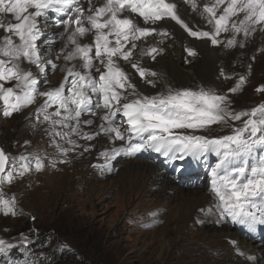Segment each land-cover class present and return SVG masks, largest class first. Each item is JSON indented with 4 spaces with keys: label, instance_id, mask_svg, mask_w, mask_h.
I'll list each match as a JSON object with an SVG mask.
<instances>
[{
    "label": "snow or ice",
    "instance_id": "obj_1",
    "mask_svg": "<svg viewBox=\"0 0 264 264\" xmlns=\"http://www.w3.org/2000/svg\"><path fill=\"white\" fill-rule=\"evenodd\" d=\"M183 3L194 12L199 9L207 30L190 27L181 18L176 0H87L86 8L80 0H0V116L12 117L43 97L32 115L48 125L50 144L61 156L82 147L73 136L86 141L107 137L112 146L98 157L105 163L93 165L102 172L112 170V161L118 157L134 158L144 151L170 161H201L214 155L217 162L207 171L209 192L219 213L217 222L254 230L264 225V102L235 111L227 94L203 86L169 87L145 95L124 65H131L142 81L156 86L155 80L146 77L159 74L141 64L144 57L156 60L164 52L160 45L171 32L155 27L160 21H174L189 37L212 47L243 48L250 35L264 32V0H209L202 6L198 0ZM49 20L51 27L63 28L58 33L63 47L50 53L41 48ZM223 33H231L226 43L219 39ZM185 51L189 57L198 55L193 47ZM61 58L63 65L57 63ZM57 70L64 73L59 86L42 91V84L51 83L49 73ZM221 75L230 78L223 69ZM245 83L246 77L240 76L228 92L237 93ZM256 90L264 92V86ZM213 125L230 127L231 132L197 134L211 131ZM83 147L87 152L94 145ZM30 164L28 156L13 157L0 148V212L4 216L18 214L17 200L7 196L5 186L29 172ZM42 167L35 157V169ZM21 235L20 244L27 250L30 241ZM17 247L0 238V255L7 256Z\"/></svg>",
    "mask_w": 264,
    "mask_h": 264
},
{
    "label": "rangeland",
    "instance_id": "obj_2",
    "mask_svg": "<svg viewBox=\"0 0 264 264\" xmlns=\"http://www.w3.org/2000/svg\"><path fill=\"white\" fill-rule=\"evenodd\" d=\"M84 4L87 5V1H84ZM48 24L46 39L42 42L41 48L50 53L53 49L59 50L63 47V41L58 39V33L63 30L53 31L60 28H53L50 23ZM0 35H3L2 30ZM230 36L231 33H223L219 39L226 43ZM189 39L193 40L191 37ZM244 43L243 48H225L223 44L218 47L210 46L215 57L212 59L200 53L196 57L187 56L185 48L190 46L185 45L181 49L182 58L178 62L168 55L164 60L158 58L149 61L146 68L159 75L146 79L155 80V87L142 81L134 69L133 78L136 83H140L141 92L145 95H156L169 87L196 89L203 86L214 89L218 94H227L235 111L250 110L264 102V92L256 90L264 86V32L257 30ZM186 59L189 62H185ZM57 63L63 65L64 61L61 58ZM221 69L230 77L229 79L221 75ZM32 70L36 72L35 68ZM63 76L64 73L59 70L50 72L48 79L51 83L42 84L41 90L59 86ZM240 76L246 77V83L237 93H229L228 90L235 86ZM41 103L43 97L12 117L0 116V147L10 156L19 157L24 154L31 160L30 171L23 177H17L11 186L6 185L4 189L8 197L15 196L18 214L4 216L0 212V238L19 247L13 248L7 256L0 255V264H26V261L32 264H228L226 256L230 252L236 255L235 264H242L244 261L248 264L260 262L254 255L249 259L241 255L242 252L239 250H233L237 241L233 243L232 237L224 239L213 235L214 230H231L239 239L261 245L264 252V242L260 243V237L264 235V225H258L257 232H251V236L244 228L240 230L237 225L223 221L206 224L194 219V223L188 222L186 225L192 230L188 231L182 227L184 231L182 233L172 224L166 229L160 226V217L177 202L174 193L163 192L167 187L166 180L174 181L173 186L183 187L187 192L206 189L210 201L206 212L216 214L218 220L216 202L209 192L210 178L207 171L217 162L214 155H209L201 161L186 158L168 162L162 159V155L153 151L141 152L134 158L118 157L112 162L116 164L119 161H133L131 162L133 164L151 165L166 175L162 182L156 183L157 187L152 191L148 185L149 177L142 176V180L148 185L146 190L149 196L124 207L122 199L117 204L113 201L118 193L115 190L118 170L113 167L117 165L112 163V170H104L103 175H97L102 171L93 167L105 163L103 158H98L99 153L105 148H98L99 145L94 144L100 139L99 136L93 141L84 140L85 142L73 136L72 138L77 139L82 147L70 151L67 156H61L50 144L52 138L45 131L48 125L38 122L32 115ZM96 121L99 122V119ZM240 123L237 121L236 126H240ZM230 132V127L213 125L211 131L197 134L218 136ZM86 142L88 143L85 145ZM89 144L94 147L85 152L83 146ZM64 146L71 147L68 144ZM37 156L43 164L39 171L35 169ZM62 160L67 162H60ZM73 171L77 173L75 177L71 175ZM71 184H76V187ZM101 184L106 185L104 194L100 191ZM73 190L76 194L72 192ZM196 194L190 193L193 198ZM156 200L162 210L153 216L151 212ZM141 213L145 214L136 217ZM199 214H204V211H199ZM199 231L207 234L198 233ZM21 234L30 241L27 250L20 244L23 238ZM216 243L219 244L218 252L221 258L218 263L209 250Z\"/></svg>",
    "mask_w": 264,
    "mask_h": 264
},
{
    "label": "bare ground",
    "instance_id": "obj_3",
    "mask_svg": "<svg viewBox=\"0 0 264 264\" xmlns=\"http://www.w3.org/2000/svg\"><path fill=\"white\" fill-rule=\"evenodd\" d=\"M84 1H87V0H80V3L82 6H84L86 8L87 5L84 4ZM93 2L99 3V2H101V0H93ZM207 2H209V0H198V4L200 6H202L204 3H207ZM176 3L178 5V8H179V11L181 14V18L184 19L189 24L190 27H192L194 30L197 27H199L202 30L208 29L209 26L206 24L204 19L198 14L199 9H198V11H195V12L192 11V9L189 5L183 3V0H176ZM48 23L52 24L53 21L49 20ZM141 23H142V21H141ZM155 27H164V28H167L171 32V36L167 40H165L164 44L160 45V47H162L164 49V52L162 55L157 56L156 60L158 58H160V59L163 58V60H164L166 58V56L168 55L169 57L175 58V60L178 62V60H181V58H182L181 49L185 45L195 48L198 51V53L207 57L208 59H212V57H214L213 51L210 48L209 44H206L204 41H197L195 39L190 40L187 33L184 32V30L179 25H177L174 21H170V20L169 21H160L157 25H155ZM61 30H63V29H61V28L60 29H54L53 31H61ZM151 40H152V38L150 37L149 41H151ZM89 41H90V38H89V40H87L85 42H89ZM138 50L139 49H137V51ZM135 59L136 58L134 57V60ZM149 61H153V60H151L148 57H144L141 66L147 67L149 65ZM170 62L172 63L173 60H170ZM121 63L123 64V62H121ZM124 67L127 71L132 73V75L134 76V72L131 68V65H124ZM133 80H135V79L133 78ZM134 82L136 83V81H134ZM136 84H137L139 90L141 91L140 83H136ZM87 118H89V117H87ZM95 119L98 120V118H95ZM97 123H99V122L97 121ZM93 128H95V126ZM99 138L100 139L94 143L96 146L99 145L98 148L99 147L100 148L101 147L102 148H110L112 146L110 144V142L108 141L107 137L99 136ZM75 140H77V139H75ZM81 142H82V140H81ZM77 143H79V141ZM87 143L88 142H86L85 145ZM116 143H117V145H119L120 142L117 141ZM131 162H133V161H128V162L119 161L116 164H115V162H112V163H114V165H117V166H113V167L118 170V172H117L118 176L116 179L117 188L115 189L118 193L115 197V200H113V201L115 204H117L119 202V200L122 199L123 200L122 203H123L124 207H126L128 204H130L132 202L142 201L144 199V197L149 196L147 193L148 191L146 190L147 186L149 185V187H151V191H152V189L157 187L156 183L162 182L163 179H165V177H166L164 172L161 170H158L157 168H155V166L145 165V164L139 165L138 163L133 164ZM66 166H68V165H66ZM76 174L77 173L74 171L71 173V175H73V177H75ZM103 174H104V172L97 173V175H103ZM145 175L147 177H149L148 185L145 183L144 180H142V176L145 177ZM85 180H87V179H85ZM173 182L171 180H166L167 187L163 192L169 191L171 193H174L175 198H177V202L173 206H171L167 210V212H165L160 217L161 218V222H160L161 224L160 223L159 224H160L161 228L163 227L166 229L167 227L171 226L170 224H172V226H174V228H176L179 232L182 233V232H184L183 228L184 229L187 228L188 231L192 230V228H188L186 225L188 222L194 223V219H196V221L198 219L199 222H204L206 224H212L215 221H217L216 214L212 215V214L206 212L207 209L209 208L208 206H209V202H210L209 198L207 197L206 189L205 190H195L194 192H189V191L187 192L186 189H184L183 187L173 186ZM71 186L76 187V184H71ZM105 188H106L105 184L100 185L101 194L104 192ZM72 192L75 193L74 190ZM149 193H150V191H149ZM190 193H197V194H196V196L194 195V198H193L190 195ZM71 195H72V193H71ZM97 197H99V195H97ZM89 203H91V201ZM137 205H138V203H137ZM158 206H159L158 200L154 201V203H153L154 209L152 212L150 211L153 216H156L157 212L160 213V211L162 210ZM136 207H138V206H136ZM140 208H138V209H140ZM201 209L204 210V214H202V215L199 214V211H201ZM132 212H133V210H132ZM163 212H164V210H163ZM144 214L141 213V215L139 214L136 217H141ZM131 218L134 219V217H131ZM148 218H150V217H148ZM151 219H152V217H151ZM143 220H144V218H143ZM157 227H159V226H157ZM211 227H212V225H211ZM160 229H159V231L162 230V229L161 230ZM157 233L161 234L160 232H157ZM198 233H206L207 234V232H203V231H199ZM187 235H189V234H187ZM184 236H186V235H184ZM214 236L224 237V239H228V238L232 237L234 242L237 241V244L235 245L236 248H234L233 250H236V251L239 250L240 252L243 253V255H245V257H251L254 255L258 259H260V262L258 264H264V252H263V247L261 245L255 244L253 242L243 241V240L239 239V236L237 234L233 233L231 230H222V231L214 230L213 237ZM197 237L195 238V241H196ZM183 239H185V238H183ZM189 241H191V240H189ZM161 242H163V241H161ZM205 243L208 244L206 241H205ZM218 245L219 244H217V243L213 244L212 246L210 245L211 248L209 249L211 251L212 257L216 259V261H215L216 263L221 261L220 254L218 252ZM206 250H207V248H206ZM207 253H209V252H207ZM235 256L231 252L226 256V258H228V264H235V261H236ZM242 264H248V263H246V261H244Z\"/></svg>",
    "mask_w": 264,
    "mask_h": 264
},
{
    "label": "water",
    "instance_id": "obj_4",
    "mask_svg": "<svg viewBox=\"0 0 264 264\" xmlns=\"http://www.w3.org/2000/svg\"><path fill=\"white\" fill-rule=\"evenodd\" d=\"M1 148V147H0Z\"/></svg>",
    "mask_w": 264,
    "mask_h": 264
}]
</instances>
